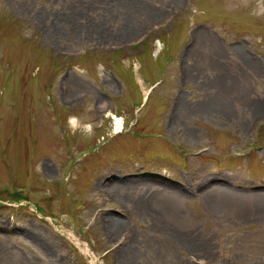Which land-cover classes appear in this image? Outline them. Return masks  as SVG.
Listing matches in <instances>:
<instances>
[{"label": "rangeland", "instance_id": "374dc122", "mask_svg": "<svg viewBox=\"0 0 264 264\" xmlns=\"http://www.w3.org/2000/svg\"><path fill=\"white\" fill-rule=\"evenodd\" d=\"M242 81L264 100V0H0V264H264V218L193 190L264 189V113L197 108Z\"/></svg>", "mask_w": 264, "mask_h": 264}, {"label": "bare ground", "instance_id": "6f19581e", "mask_svg": "<svg viewBox=\"0 0 264 264\" xmlns=\"http://www.w3.org/2000/svg\"><path fill=\"white\" fill-rule=\"evenodd\" d=\"M220 86L221 88L218 93H211L209 98L202 99L197 103V108L202 110L203 113L213 115L214 112L220 111L225 114L224 118L230 121L234 117L235 113L231 111V107L229 105L234 103L240 98L239 96L242 95V97L247 99L243 105V108H246V114L251 112L250 118L255 114V117L252 118V121L256 118L259 119L263 117L261 115L264 113V100L257 99V95H255V97L254 95L252 96L253 92L246 83L243 81L240 83L226 82ZM70 89V92L75 95L81 91H86L88 88L85 85L77 84L72 86ZM181 103L183 104V102H179L180 105ZM76 122L77 120L73 119V123ZM123 125L124 123H122L121 120L120 126L122 127ZM207 177L208 175L202 177L203 180L201 184L208 180ZM116 180L117 179L114 178V180L110 181L111 185L109 187L111 190L115 188H123V185H121L119 181L116 182ZM106 183L107 181H104L103 185ZM160 185L161 188L158 189L157 192L169 200L171 199L176 201L177 199L182 198V193L186 191L184 189L182 190L181 186L178 187L177 185L173 184L170 185L163 183ZM202 186L204 185H199V187H197L198 189H193L194 194H196L198 198L202 200L205 210L210 214H218L219 212L223 213L225 215L224 217L228 219V222L224 223L227 224V226L237 227L243 224L244 221L254 218H264V189H257L255 187L249 188L247 186L239 185L238 183L229 184V181L223 186L215 185L208 188ZM241 188H243V190ZM150 191L151 190L146 192L149 193ZM151 197L152 196L150 195L146 196L145 198H140L137 201H134L133 204L144 211L147 207L146 205H148L150 199H152ZM106 222L115 223L116 221L112 217H109Z\"/></svg>", "mask_w": 264, "mask_h": 264}]
</instances>
